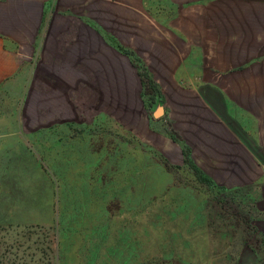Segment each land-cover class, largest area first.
Returning a JSON list of instances; mask_svg holds the SVG:
<instances>
[{
    "label": "rangeland",
    "instance_id": "374dc122",
    "mask_svg": "<svg viewBox=\"0 0 264 264\" xmlns=\"http://www.w3.org/2000/svg\"><path fill=\"white\" fill-rule=\"evenodd\" d=\"M144 92L123 109L81 86L37 121L0 84V264H264L259 190L211 179Z\"/></svg>",
    "mask_w": 264,
    "mask_h": 264
},
{
    "label": "crops",
    "instance_id": "0c3cea01",
    "mask_svg": "<svg viewBox=\"0 0 264 264\" xmlns=\"http://www.w3.org/2000/svg\"><path fill=\"white\" fill-rule=\"evenodd\" d=\"M173 2L160 19L146 0H0V84L44 121L81 86L149 109L147 73L195 164L264 205V0Z\"/></svg>",
    "mask_w": 264,
    "mask_h": 264
},
{
    "label": "trees",
    "instance_id": "16d2710c",
    "mask_svg": "<svg viewBox=\"0 0 264 264\" xmlns=\"http://www.w3.org/2000/svg\"><path fill=\"white\" fill-rule=\"evenodd\" d=\"M142 83L146 91L149 93L153 92V90L156 88V85L154 84L153 80L150 78V76L147 73H142ZM184 154L187 155L185 150H184Z\"/></svg>",
    "mask_w": 264,
    "mask_h": 264
},
{
    "label": "water",
    "instance_id": "95a60500",
    "mask_svg": "<svg viewBox=\"0 0 264 264\" xmlns=\"http://www.w3.org/2000/svg\"><path fill=\"white\" fill-rule=\"evenodd\" d=\"M163 109L162 108H159L158 112H157V115L160 116V114L162 113Z\"/></svg>",
    "mask_w": 264,
    "mask_h": 264
},
{
    "label": "built area",
    "instance_id": "2783aa9c",
    "mask_svg": "<svg viewBox=\"0 0 264 264\" xmlns=\"http://www.w3.org/2000/svg\"><path fill=\"white\" fill-rule=\"evenodd\" d=\"M263 174H264V169H263Z\"/></svg>",
    "mask_w": 264,
    "mask_h": 264
}]
</instances>
